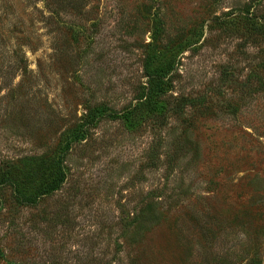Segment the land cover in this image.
Returning <instances> with one entry per match:
<instances>
[{
	"label": "rangeland",
	"instance_id": "374dc122",
	"mask_svg": "<svg viewBox=\"0 0 264 264\" xmlns=\"http://www.w3.org/2000/svg\"><path fill=\"white\" fill-rule=\"evenodd\" d=\"M246 14L264 0H0V173L24 193L27 162L56 157L87 106L132 101L150 56L173 66L168 94L208 100L153 130L174 167H144L147 125L105 119L51 198L0 186V264H264V36ZM148 196L155 218L121 227Z\"/></svg>",
	"mask_w": 264,
	"mask_h": 264
},
{
	"label": "trees",
	"instance_id": "16d2710c",
	"mask_svg": "<svg viewBox=\"0 0 264 264\" xmlns=\"http://www.w3.org/2000/svg\"><path fill=\"white\" fill-rule=\"evenodd\" d=\"M237 20L246 26L248 32L254 36L255 43H258L261 37L264 36V14L261 16L246 14L245 16H240ZM157 56V54L152 55L145 60L143 70L146 80L144 84L140 85L137 96L132 101L128 102L120 110H107L106 106L102 103L87 106L84 114L80 118V123L74 127V130L70 134L66 135L65 144L56 157H33L30 159V162L26 160L28 168L32 170V177H35L31 186L30 182V188L26 193L23 192V186L19 183L18 178L13 175L15 173L7 168H3L0 173L2 176L0 186L12 185L14 199L19 204L26 203L27 205L35 206L40 200L51 198L66 183L67 170L65 161L73 145L87 141L92 133L91 130L95 129L105 119L119 120L123 124L133 127L147 125L152 134V141L150 140L144 152V167L150 170L156 169L163 162V157H166V163L169 168L174 167L173 163L179 157L174 156L175 151L173 153L168 150L163 151V138L160 137L159 140H156L154 135L157 133L155 131L166 125L167 120L171 117L179 120L186 109L190 108L195 111L199 108L208 107V100L204 96H173L172 94H168L171 91V85L167 78L173 66L170 64L165 66L162 63H155L156 60L158 61ZM255 84L258 85L256 86V91H264V62L256 66L254 76ZM23 164L26 166L25 162ZM15 172L18 176L16 170ZM13 178H16L18 181L14 185ZM23 179L28 180L26 177ZM151 200L150 196L144 199L140 215L138 214L136 216L133 214L134 216L130 217L129 214L120 211L119 225L129 230L132 229L135 233L136 230L138 231L143 227L144 223L153 220L155 218V203Z\"/></svg>",
	"mask_w": 264,
	"mask_h": 264
}]
</instances>
